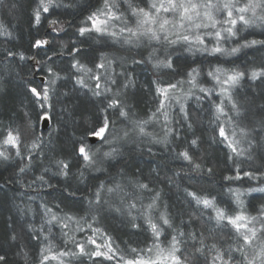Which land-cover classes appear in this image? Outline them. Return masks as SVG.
<instances>
[{
    "label": "snow or ice",
    "instance_id": "6c2138e0",
    "mask_svg": "<svg viewBox=\"0 0 264 264\" xmlns=\"http://www.w3.org/2000/svg\"><path fill=\"white\" fill-rule=\"evenodd\" d=\"M0 5H4V0H0ZM60 7L72 8V0L67 3L64 0H37L32 13L35 25L41 24L42 14H50ZM47 22L51 32L57 35L66 32V23L70 25L69 21H62L58 17L47 19ZM257 32L260 38L253 35ZM11 35L8 27L0 24V36ZM75 35L83 38L79 39V46L77 40L70 39V43L61 45L60 52H53V56L70 57L67 75L61 76L49 66L47 73L50 78L45 86H27L35 107L40 109L36 113V121H43L45 125L52 119L50 111L54 107L52 101L57 80L71 84L62 93L63 96L73 97L83 92L95 110V120L92 126L84 129L85 135L77 137L73 132L71 152L60 157L54 155L50 160V167L55 168L52 175L66 181L63 192L67 199L75 202L77 192L81 190L79 184L89 177L97 179L92 173H109L113 162L118 163L123 159L128 146L139 147L145 140L151 144L165 145L175 159L189 166L192 173L213 175L212 167L205 168L194 159L202 138L194 132L191 139L186 135L196 123L186 107V101L193 98L202 101L214 93L222 98L219 103L213 102V122L226 116L227 123L239 128V137L234 128L230 139L225 127L217 125L220 142L226 143L230 149L227 159L233 165L230 169L232 174L225 175L223 179L228 182L247 179L264 185V103L257 105L254 95L251 104L256 111L253 113L251 106L239 102L232 93L244 80L264 84V61L259 65L253 61L244 68H211L206 75L213 82L212 87H205L198 80L202 70L196 67L190 68L184 78L175 83L165 84L159 78L153 79L151 86L154 87L158 105L148 119L137 117L135 92L132 91L138 83L135 66L149 64L157 77L163 70L177 72L172 54L167 52L169 47L180 45L188 53L212 57H233L245 49L264 50V0H102L100 7L75 25ZM105 37L130 50H137L130 61L133 67L129 66L127 58L108 56H101L98 63L93 61L94 67L82 62V45L89 39ZM51 44L52 41L46 38L35 39L30 47L37 51L32 55L6 50L5 57L44 64V60L37 59L39 50H47ZM161 49H164L163 55ZM144 50H147V55H144ZM52 58L47 57L49 61ZM96 69L102 71L98 73ZM185 85L188 86L186 90ZM217 88L219 92H216ZM225 101L230 106L227 112ZM173 103L179 106V119H173L170 114ZM64 110L71 115L68 108ZM14 115L15 118H10L7 125L0 122V161L17 158L20 161L18 174H23L31 167L36 150L41 148L44 140L42 135H37L36 123L29 112L22 107ZM253 116L259 119H253ZM113 117L118 118L123 126L117 128ZM161 117L162 137L147 130L150 124L160 122ZM54 131H49V137ZM89 138L100 141V147L95 151ZM27 140L30 143H26ZM211 140L215 142L216 137H211ZM148 151L151 153V148ZM257 160L260 165L253 167ZM245 162L249 163L248 169L241 166ZM74 164L78 165L75 172ZM50 167H45L44 172H49ZM152 171L158 178L159 172L155 169ZM86 172L89 176L85 175ZM118 176L96 185L91 198L87 200V216L78 217L69 213L60 216L45 203L40 206L43 214L39 227L27 222L17 232L13 225H8L11 231L7 241L15 245L19 264H49L53 260L58 264H85L86 261L96 264L98 259L114 261L115 264H199L201 260L204 264H264V202L252 215L247 211L243 199L251 193H264V186L250 187L245 191L229 188L230 203L235 206L234 209L220 206L216 197L185 189L191 211L180 209L173 214L167 205L163 206V211L160 210L161 191L151 180L143 178L139 169L131 176L126 173H119ZM37 179L43 186L53 187L44 175ZM167 179L169 183L173 182L171 177ZM73 180L77 181L75 187L71 182ZM146 196L148 202L144 203ZM56 207L59 208V205ZM18 210L26 214L24 209ZM102 215L130 218L128 222L132 228H143L150 233V245L144 248L129 247L128 254H125L123 249L113 246L106 232L89 223V219L97 222ZM138 219L143 224L136 223ZM197 220L212 227L196 228ZM70 225H75V228H70ZM84 225L93 235L83 241L77 240L74 233L83 232ZM53 228H59L63 238V247L56 251H53L50 239ZM216 230L226 233L228 239H217L213 235ZM25 234L38 242L35 258L30 256L28 244L19 242ZM96 234L106 239L98 243ZM0 264H9L6 254H0Z\"/></svg>",
    "mask_w": 264,
    "mask_h": 264
},
{
    "label": "trees",
    "instance_id": "16d2710c",
    "mask_svg": "<svg viewBox=\"0 0 264 264\" xmlns=\"http://www.w3.org/2000/svg\"><path fill=\"white\" fill-rule=\"evenodd\" d=\"M101 0H72L73 7L65 9L63 7L54 9L50 14H42V22L40 25H35L33 20V9L36 6L37 0H4V5H0V24L8 27L12 33L11 37L0 36V122L7 125L10 118H15V113L23 107L24 111L32 115L33 121L36 123L37 135H42L44 143L40 149L36 150V155L32 161L31 167L23 174H18V165L20 161L13 157L10 161H0V254H6L9 264H19V259L15 255V245H10L7 241V235L11 231L8 225H13L17 232L21 226L27 222L33 223L36 227L42 223L43 209L42 204H47L59 215L69 213L76 216H83L82 210L87 205V200L91 198L92 193L96 189V185L101 182H107L112 177L119 178V173H126L131 176L139 169L143 178L151 180L162 193L160 207L164 210V205L168 206V210L173 214L178 210L184 209L191 211L186 200L185 189L196 191L200 194L216 197V202L222 207L234 209V205L230 203L229 188H239L245 191L250 187L264 186L258 185L255 181L249 182L247 179L243 181L228 182L223 179L225 175L232 174L230 169L233 165L228 161L227 156L230 149L226 143L220 142L217 125L220 121L213 122L214 103H219L218 97L212 95L210 98L202 101H189L186 107L191 112L196 123L192 131H187L186 135L189 139L192 138L193 132L196 136L202 138L199 149L194 154V159L203 164L205 168L212 167L214 174L197 175L190 171L188 165L181 160L174 158L171 151L164 146H151V153L145 146L140 144L139 147H128L125 149L123 159L118 163L113 162L109 173H92L97 179L89 177L84 183L79 184L80 191L77 192L76 200L73 202L66 198V193L63 192L66 181L61 177L53 176L54 167H50V160L55 155L63 156L72 149L71 138L73 132L77 137L85 135L84 129L92 126L95 115L94 109L87 102V98L83 92L77 93L73 97H65L63 92L71 87L64 80H57L54 85L56 93L53 95L54 107L50 111L52 117L49 120L47 129L42 130L40 121H36V113L40 111L35 107L33 99L27 92V86H45L50 78L47 73V68L50 66L61 76H66L68 73V63L70 57L53 56V52H60L61 45L70 43V39H79L75 35V25L79 24L90 12L94 11ZM65 3L68 0H64ZM59 18L62 21H69L65 24L66 32L52 33L48 27L47 19ZM255 38H260L258 32L253 34ZM46 38L52 41L51 47L47 50H39L37 59L44 60V64H35L32 60L21 61L18 57L6 58V50L15 52H24L26 56L32 55L37 50L30 47L35 39ZM251 38V37H250ZM82 47L84 53L83 58L92 59L90 63L85 62L91 67L101 56L106 52L118 51L121 55L129 60L137 54V51L118 50L109 47L105 42H100L96 39L87 40ZM52 56V60L47 57ZM139 58V57H137ZM174 64L177 67V72L173 73L170 70H163L159 76L153 72L149 64L135 66V77L137 87L135 92V111H139L144 115L152 113L155 109L157 98L155 96L154 87L151 86L153 79L159 78L162 83L175 82L184 77V74L192 67L202 70L201 77L214 67L244 68L255 62L259 65L264 61V50L245 49L242 53L233 57H212L207 55H191L179 58L172 56ZM47 79V80H46ZM43 80V82H42ZM233 96L239 102L246 106H251L252 112L255 113L256 108L251 104L252 98L255 95L257 105L264 103V84L260 82H251L244 80L240 86L232 90ZM229 105L225 101V111L227 112ZM68 108L71 112H66ZM195 109V111H193ZM137 113V112H136ZM231 115V113L229 114ZM225 117V116H224ZM173 119H179V115L174 114ZM253 119H259L258 116H253ZM234 125V124H232ZM55 129L53 135L49 137V131ZM184 130H182L183 132ZM215 136L216 141L213 142L211 137ZM51 141V142H49ZM26 143H30L27 140ZM90 143V142H89ZM26 155L25 149H21ZM260 161L257 160L252 165L258 167ZM244 169L249 168V163L245 162L241 165ZM45 167H50V171L45 173ZM78 165L74 164L73 171H76ZM155 169L159 172L157 178ZM183 169V171H181ZM179 172L180 175H175ZM44 175L45 179H49L53 187L43 186L37 177ZM89 176V173H85ZM168 177L172 178V183L168 182ZM35 181V183H33ZM73 186L77 184L76 180L71 181ZM247 211L255 215V209L264 202V193H251L243 197ZM59 205V208L56 207ZM24 209L26 214H21L18 210ZM31 209V211H28ZM205 213V217L207 216ZM107 221L105 223L96 224L111 237L113 246L123 249L125 254H128L129 247L144 248L151 240L150 234L143 228L134 229L128 222L129 219L117 217V219ZM187 219V216H185ZM136 223L143 224L139 219ZM196 228H211L209 224H204L197 220ZM59 228H53L50 237L53 244V251L63 247ZM207 235V233H206ZM217 238L228 239L226 233L219 230L213 232ZM106 239V237H104ZM163 239V238H162ZM20 243L28 244V252L33 258L37 257L39 245L38 242L29 238L27 234L23 235ZM50 264V263H49ZM85 264H91L86 261ZM96 264H115L114 261H104L98 259ZM199 264H204L203 260Z\"/></svg>",
    "mask_w": 264,
    "mask_h": 264
},
{
    "label": "rangeland",
    "instance_id": "374dc122",
    "mask_svg": "<svg viewBox=\"0 0 264 264\" xmlns=\"http://www.w3.org/2000/svg\"><path fill=\"white\" fill-rule=\"evenodd\" d=\"M102 4V0L100 1V3L98 4L97 8L100 7V5ZM95 39V38H94ZM100 42H105L107 45H109V47H112V48H115V49H118V50H130L127 46H123L121 43H118V42H114L111 38H102V39H96ZM226 46H231V45H226ZM131 51H134L136 52L137 50L136 49H131ZM167 52L171 53L172 56H178L179 58H183L184 56H193V55H206V54H201V53H195V54H192V53H188L186 51L183 50L182 46L180 45H176L174 46V48L172 47H169L167 48ZM164 54V49H161V55ZM144 55H147V50H144ZM101 56H108L109 58L111 57H116V58H125V56L121 55V53H119L118 51H112V52H106L105 54H101ZM100 56V57H101ZM100 57L97 59L96 63H98L100 61ZM225 57V56H224ZM83 60H85V62H89L92 60L90 58H83ZM151 66V65H150ZM91 67H94V64L91 66ZM96 71L99 73L100 71L102 70H99V69H96ZM117 71H119V69H117ZM184 78V77H183ZM183 78H180L179 80L183 79ZM47 80V79H46ZM198 80L205 86V87H212L213 85V82L211 81V79L209 77H207V75L205 74V76L202 78L201 76L198 77ZM43 82V80H42ZM176 82V81H175ZM173 82V83H175ZM168 83V82H166ZM165 83V84H166ZM172 83V82H171ZM187 85L184 86L185 90L187 89ZM133 91V90H132ZM155 92V91H154ZM216 92H219V88L216 89ZM179 94V93H177ZM198 95H202L200 93H197ZM218 97V100H220L222 97L215 94ZM189 101H197L195 100L194 98L193 99H189L186 101V104L187 102ZM158 105V100L156 102V105H155V109ZM155 109L153 111H155ZM152 111V112H153ZM170 111V114L171 116H173L174 114H177L179 115V106L176 105L175 103H173V106L171 109H169ZM137 113V117L138 118H141V119H148V117L151 115L148 114V115H144L143 113L139 112V111H136ZM114 119H116V127L117 128H120L122 127L123 125L120 123V120L116 117H113ZM41 122L40 121V127H41ZM162 124H163V118L161 117L160 118V122L158 123H153V124H150L148 126V131L152 132L154 135H157V136H160L162 137L163 136V131H162ZM220 124L223 125L226 129V131L229 133V138L231 139V132L233 131V129L235 128L236 132H237V136L239 137V128L238 127H235V125H232V124H229L227 123V117L225 116H221V119H220ZM49 126V122H47L46 124V127L42 130H45L47 129V127ZM89 142L93 148V151H95L96 148H99L100 147V141L97 140V139H94V138H89ZM141 145H143V147L145 146L146 148H150L151 146H164L163 144H151V143H148L147 140H145L143 143H141ZM106 147L105 146V150H106ZM128 147H132V146H128ZM127 147V148H128ZM148 202V199H147V196L144 198V203H147ZM85 209L87 208V205L86 207H84ZM82 210V213H83V216H87L89 215V213H87L86 211ZM160 210H162V208L160 207ZM60 216H63V215H60ZM110 216L112 217L111 220H114V219H117V217L119 216H112V215H102L97 222H93L91 219H89V223H92L93 224V227L94 228H98V226L95 225L96 224H99V223H105L107 221H110L108 218H110ZM121 218V217H120ZM125 219H130V218H125ZM142 223L143 221L140 220ZM70 228L74 229L75 228V225H70ZM60 230V229H59ZM75 238L77 240H80V241H83L85 238H87L88 236H91L93 235V233L87 228V225H84V231L83 232H79V231H76L75 233ZM150 234V233H149ZM59 235L61 236V233H59ZM151 237V235H150ZM95 238L97 239V242H101L102 239H105V238H102L99 234H96ZM61 239L63 240V238L61 237ZM151 242V240L149 241ZM63 244V243H62ZM150 245V243L148 244ZM70 246V245H69ZM50 264H58L57 261H50L49 262Z\"/></svg>",
    "mask_w": 264,
    "mask_h": 264
},
{
    "label": "water",
    "instance_id": "95a60500",
    "mask_svg": "<svg viewBox=\"0 0 264 264\" xmlns=\"http://www.w3.org/2000/svg\"><path fill=\"white\" fill-rule=\"evenodd\" d=\"M46 127L45 123L42 121L41 122V129H44Z\"/></svg>",
    "mask_w": 264,
    "mask_h": 264
}]
</instances>
